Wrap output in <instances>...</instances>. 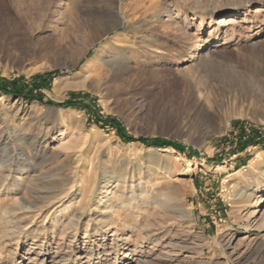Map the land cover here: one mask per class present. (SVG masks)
Listing matches in <instances>:
<instances>
[{
  "label": "rangeland",
  "instance_id": "374dc122",
  "mask_svg": "<svg viewBox=\"0 0 264 264\" xmlns=\"http://www.w3.org/2000/svg\"><path fill=\"white\" fill-rule=\"evenodd\" d=\"M252 39L255 53L236 47ZM120 45L129 68L112 77L106 55ZM260 68L264 0H0V80L21 90L0 86V157L18 164L0 208L47 205L55 186L42 172L78 169L77 196L16 212L17 241L0 227V264H264ZM112 197L125 207L106 208Z\"/></svg>",
  "mask_w": 264,
  "mask_h": 264
},
{
  "label": "bare ground",
  "instance_id": "6f19581e",
  "mask_svg": "<svg viewBox=\"0 0 264 264\" xmlns=\"http://www.w3.org/2000/svg\"><path fill=\"white\" fill-rule=\"evenodd\" d=\"M114 4V3H113ZM112 4V5H113ZM106 5V4H105ZM113 11V10H112ZM100 12V11H99ZM116 11H113L112 13L111 12H108V14L110 15H107V19L111 20V22L113 23L114 26H119L121 24H123L125 22V18H122V19H119L117 17V15L115 14ZM99 14V13H98ZM241 14V13H240ZM89 15V14H88ZM242 16H245V13L242 14ZM240 18V16H235V14L233 15V17H222L220 19H218V26L220 25L222 28H225L226 26H235V24L237 23L236 20H238ZM95 26V25H94ZM91 28V27H90ZM231 30V29H230ZM226 31V30H225ZM231 35V33H230ZM216 37V36H215ZM231 37V36H230ZM232 38V37H231ZM78 41L79 39L78 38H72V42L74 41ZM75 41V42H76ZM74 42V43H75ZM116 43V42H115ZM118 45V44H117ZM130 45V44H129ZM236 47H238L240 50L242 51H246V52H251V53H255L256 50L258 49V43L255 39H252L249 43H245V44H240L239 42L236 43ZM130 48V47H129ZM224 50V49H223ZM107 51V50H106ZM238 57H239V54H237ZM127 48H125V46H117L115 48L114 51L112 50H109L107 51V55H106V64L108 65V67L110 68L111 70V75L112 77H116L119 73H122V71L126 70L127 68H129V60H128V57H127ZM243 57V56H242ZM263 68H260V70L258 69V71H256V74L254 75L256 78H258L259 76H263L264 78V70H262ZM101 73V72H100ZM87 80H91L93 79L91 76H87L85 78ZM85 83V82H84ZM79 85H83V82L82 83H79V84H73V83H67L66 84V87H76V86H79ZM235 83H231L229 84L228 86H234ZM50 132L51 130L48 129L47 132L44 133V136L45 137H49L50 135ZM28 146V145H27ZM29 149V148H28ZM97 150V149H96ZM149 150H153L151 148H149ZM156 151H165V150H160V149H157ZM4 157H0V195H3V192L5 193L6 189L8 188V186H6V180L7 178L9 177V174H5L4 172H14L16 171L17 169H15L16 165L17 164V160L14 158L12 159V156L9 155V153H7V150H4ZM100 152V151H99ZM56 155V154H55ZM54 154L50 155L49 157H46V158H41L39 159L38 161H36V167L37 168H41L43 167L46 163H50L51 161H53L56 156ZM31 159V158H30ZM69 167L68 165V162L66 160L64 161H58L57 164H53L51 165L47 170V172H42V175L44 176L45 179H49L51 182H53L54 186H55V193L53 196H50L47 197L45 199V201L43 203H47V205H41V206H36L34 203H28V202H24L22 201L20 198L19 200L17 201L16 205L11 207V208H0V227H3L5 225H8V227L10 228L11 231H6L4 233V237L6 238H10L12 241H17L18 237L21 236L19 230H18V227L17 226H10L9 224H17V220L15 219V214L17 212V214L19 216H17L18 218L17 219H22L24 213L26 214H33L35 211H40L42 209H48L50 208L51 206H53V201H50L52 199H55L58 200L59 202L61 200H63L64 198H71V197H74V196H77V193H76V180H74L77 176V172H78V169L77 168H72L73 169V172L72 174H70V176H67L65 174H63V172L66 170V168ZM140 167V166H139ZM21 171H25L26 173L31 171L29 170V166L27 165H23L22 168H21ZM156 171H158V175L162 178V179H169L170 178V175H171V171L170 169H165V168H160L158 165L156 166ZM180 177H185L186 175L185 174H180L179 175ZM122 177V176H121ZM42 178V179H44ZM89 179V177H86V179ZM40 179V178H39ZM87 179V181H88ZM21 181H22V178L18 179L17 180V183L18 184H21ZM33 181V179H32ZM86 181V182H87ZM103 181V177H101V179L99 180V182L97 183L96 185V191L99 192L100 190H102L105 185L107 184L106 182H102ZM122 180H118L116 182V186L113 187V190L114 193H116V191L118 190V187H119V183L121 182ZM125 181V180H124ZM41 182V181H40ZM30 183V182H29ZM90 183V182H89ZM89 185V184H87ZM81 186V185H80ZM30 187V186H29ZM37 188V187H36ZM41 188V186H40ZM88 188V187H87ZM38 190V189H37ZM112 190V191H113ZM34 191V190H33ZM123 191V190H122ZM121 192V191H120ZM53 193V192H52ZM80 193H82L80 191ZM88 193V192H87ZM117 193H119V191H117ZM40 194V193H39ZM79 194V193H78ZM83 194V193H82ZM51 195V194H50ZM101 195V193L99 194ZM120 195V194H119ZM123 195V194H121ZM62 196V197H60ZM87 196V195H86ZM98 196V193H96L94 195V197H97ZM250 196V195H249ZM59 197V198H58ZM85 197V196H84ZM131 197L133 198V196L131 195ZM122 198V196H121ZM243 198V197H242ZM34 199V198H33ZM134 199V198H133ZM40 200V199H39ZM43 200V199H42ZM42 200H40L42 202ZM84 200V199H83ZM123 200V199H122ZM38 199H36L35 202H37ZM66 201V200H65ZM124 201V200H123ZM123 201H120V198H114L112 197L111 199H108L107 200V205H106V208H110V209H113L114 211H119L121 208H124V203ZM39 202V201H38ZM128 202V201H127ZM82 203V202H81ZM131 204L133 202H130ZM258 203V200H255L254 202V205H257ZM80 204V203H79ZM38 205V204H37ZM133 205V204H132ZM91 208V206H89ZM127 208V207H126ZM133 208V206L131 207ZM55 210V208H53ZM70 209V208H69ZM109 210V209H107ZM116 212V213H117ZM42 213V212H41ZM115 213V215H116ZM48 214V213H47ZM46 216V215H45ZM250 216H252V213H250ZM37 217V216H36ZM35 217V218H36ZM113 218V217H112ZM56 219V218H55ZM71 219V218H70ZM58 219H56L55 221L57 222ZM20 221V220H19ZM73 221L74 220H70V224H73ZM45 222V221H44ZM69 223V222H68ZM264 225V217H263V220L261 222V226ZM260 226V227H261ZM21 227V226H20ZM22 228V227H21ZM65 229V227L62 228V232H64L63 230ZM22 230V229H21ZM116 232V231H115ZM1 242V241H0ZM117 249V247H116Z\"/></svg>",
  "mask_w": 264,
  "mask_h": 264
},
{
  "label": "trees",
  "instance_id": "16d2710c",
  "mask_svg": "<svg viewBox=\"0 0 264 264\" xmlns=\"http://www.w3.org/2000/svg\"><path fill=\"white\" fill-rule=\"evenodd\" d=\"M33 81H41L39 85H43V83H44V85H47V83L49 81V75L39 76L37 78H34ZM0 86L3 87V88L6 87V86L7 87H10L11 90L13 91V93H19V92H21V90L20 91H15L16 81L8 82V81H5V80H0ZM25 97L28 98V99H36L38 101H42V97L41 96H34V97L33 96H29V97L25 96ZM125 141L126 142L138 141V142H140L142 144H147V142L145 140H143V139L134 140L132 138H127V139H125Z\"/></svg>",
  "mask_w": 264,
  "mask_h": 264
}]
</instances>
